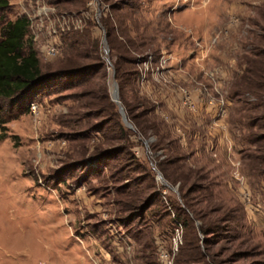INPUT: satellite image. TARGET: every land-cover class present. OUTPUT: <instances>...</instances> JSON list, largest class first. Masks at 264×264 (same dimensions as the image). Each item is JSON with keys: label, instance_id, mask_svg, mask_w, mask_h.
Wrapping results in <instances>:
<instances>
[{"label": "rangeland", "instance_id": "1", "mask_svg": "<svg viewBox=\"0 0 264 264\" xmlns=\"http://www.w3.org/2000/svg\"><path fill=\"white\" fill-rule=\"evenodd\" d=\"M9 2L0 39L26 15L44 74L88 70L49 83L36 111L15 103L27 110L0 138V264H264L255 99L233 87L264 0Z\"/></svg>", "mask_w": 264, "mask_h": 264}, {"label": "trees", "instance_id": "2", "mask_svg": "<svg viewBox=\"0 0 264 264\" xmlns=\"http://www.w3.org/2000/svg\"><path fill=\"white\" fill-rule=\"evenodd\" d=\"M10 6L0 0V11ZM264 18V12H263ZM30 19L26 15L8 20L0 39V101L12 100L13 111L0 106V138L7 136L6 124L27 109L15 103L23 101L30 108L35 96L51 82L63 77L79 76L88 69H61L55 74H44L33 41L27 38ZM258 42L252 43L250 55L245 56L244 71L235 79L236 95L255 100L247 107L250 143L254 149L250 158L264 174V26H260ZM123 63H116L118 81L125 76ZM16 105L18 106L16 108Z\"/></svg>", "mask_w": 264, "mask_h": 264}, {"label": "water", "instance_id": "3", "mask_svg": "<svg viewBox=\"0 0 264 264\" xmlns=\"http://www.w3.org/2000/svg\"><path fill=\"white\" fill-rule=\"evenodd\" d=\"M113 97H114V100L119 104V106H120V111H121V113H122V115H123V118H124V121H128V119H127V116H126V114H125V111H124V108H123V106L121 105V103H120V94H119V87H118V84H117V82H115L114 83V90H113Z\"/></svg>", "mask_w": 264, "mask_h": 264}, {"label": "built area", "instance_id": "4", "mask_svg": "<svg viewBox=\"0 0 264 264\" xmlns=\"http://www.w3.org/2000/svg\"><path fill=\"white\" fill-rule=\"evenodd\" d=\"M51 53H54V52H56V48H55V46H52L51 48H50V50H49ZM31 107H32V110L33 111H36L37 110V107H38V105L36 104V103H32V105H31Z\"/></svg>", "mask_w": 264, "mask_h": 264}]
</instances>
